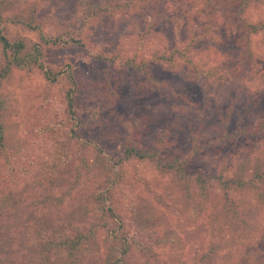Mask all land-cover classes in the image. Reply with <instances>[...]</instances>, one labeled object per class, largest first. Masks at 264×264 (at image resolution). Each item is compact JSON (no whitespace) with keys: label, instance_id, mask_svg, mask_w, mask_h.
Returning a JSON list of instances; mask_svg holds the SVG:
<instances>
[{"label":"rangeland","instance_id":"374dc122","mask_svg":"<svg viewBox=\"0 0 264 264\" xmlns=\"http://www.w3.org/2000/svg\"><path fill=\"white\" fill-rule=\"evenodd\" d=\"M124 1L130 0H0L2 34L22 42L26 52L42 48L41 60L52 72L46 77L37 67L13 68L1 83L3 126L8 150L15 151L0 155V256L6 250L27 253L26 225L45 213L49 223L68 221L84 236L93 233L97 262L93 257L91 264H105L108 240L126 244L121 264H200L210 248L227 264H264V231L236 246L226 241H234L237 224L243 240L244 226L229 219L223 227L212 222L227 203L214 175L232 177L242 168L250 178L248 162L264 159V132L219 139L211 129L226 120L223 130L231 135L264 121V33L241 30L243 22L264 24V2H251L237 18L236 7L202 10L207 0H145L133 13L112 11ZM19 17L33 19V27L18 23ZM193 34L199 35L194 46ZM44 37L71 43L47 47ZM186 47L201 71L214 70L223 79L189 83L179 71L183 60L171 52ZM156 51L173 55L178 65L152 63V77L184 87L189 104L162 91L140 92L145 79L126 61L147 62ZM5 62L0 45V66ZM109 89L117 94L112 102ZM164 128L170 131L166 143L159 140ZM128 142L161 159L185 160L186 174L209 180L205 195L192 189L187 196L177 183L170 198L165 191L172 178L147 160H125ZM232 199L237 207L255 206L251 195L234 193ZM150 213L155 217L143 232ZM255 217L253 227L262 230L264 216L254 211Z\"/></svg>","mask_w":264,"mask_h":264},{"label":"trees","instance_id":"16d2710c","mask_svg":"<svg viewBox=\"0 0 264 264\" xmlns=\"http://www.w3.org/2000/svg\"><path fill=\"white\" fill-rule=\"evenodd\" d=\"M131 1V0H130ZM128 2H121L112 8V11H118L119 9H123V12L133 13L136 12L140 7H142L145 3V0H136V4ZM221 1V2H220ZM264 2V0H207V7L202 10L207 11L208 9L215 8H223L225 11L230 10L233 7L237 8L235 16H238L243 12V9L247 8L251 2L260 3ZM219 2V3H217ZM142 3V6H137ZM215 3V7L213 6ZM214 8H213V7ZM33 19H23L22 17L17 18V22L28 27H33L32 25ZM241 30L245 32V34L262 32L264 33V24L260 23L258 25L254 24H246L242 23ZM197 34H193L190 36V43L194 46L196 45L198 40ZM43 37V36H42ZM74 41V40H73ZM79 42L78 40H76ZM71 40L66 41L63 38H51L44 37L41 40V44L43 46H64L69 45ZM81 43V42H80ZM0 45L2 48L3 56L6 60L3 66H0V87L3 80L7 79L11 73L13 68H22L27 71L33 70V67H37L42 70L43 74L46 77H51L52 72L46 68V65L41 60L42 48H35L32 51H25V46L22 42H9L6 37L0 31ZM42 46V47H43ZM175 47V46H174ZM188 47V46H187ZM185 50H173L171 52L178 54V59H182L183 66L179 69V71L183 70L184 77L189 83L194 84H203L204 82L214 79V80H222V75H216L214 70L201 71L200 67L196 65V63L192 60L188 53L189 48ZM197 48V47H196ZM195 48V49H196ZM172 50V49H171ZM248 52V47L246 49ZM245 50L241 53V55L246 54ZM249 56V55H248ZM250 57V56H249ZM173 55L166 56L165 53L155 52L149 58V61H142L139 64L135 63L134 60L128 59L126 61V66L133 68L137 73L141 74L144 77V83L142 90L140 92L144 93H153L155 91H162L165 95H169L171 98H175L176 100H180L185 104H189V95L186 92L184 87H179L174 83L167 81H159L152 77L150 73V65L152 63L161 64L165 63L170 66L172 69L175 68L178 64L173 60ZM216 75V77H213ZM213 77V78H212ZM52 82L55 81V76L50 78ZM107 99L112 102L117 97V94L114 90L109 89L107 92ZM68 104L69 107H73V99L68 95ZM3 100L0 95V155L6 156L8 151L9 154L13 153L15 150H8L10 147L9 142L7 141V136L5 135L4 126H3ZM141 120H136V124L140 125ZM205 121V120H204ZM204 126L203 122L200 123V127ZM227 126L226 120L221 121L220 125L211 126L212 130L219 134V139L221 138H231L237 136H261L264 132V121H260L257 125L256 129L252 130H242L240 129L237 133L233 132L231 135H228L224 132V127ZM160 136L164 134V138L160 137L159 140L163 139L165 141L166 137L170 134V131L165 129L159 130ZM114 133V132H113ZM109 136H112L111 133H108ZM115 135V133H114ZM166 143V141H165ZM164 145V143L162 142ZM162 145V146H163ZM123 157L125 160L129 159H138V160H147L154 164L156 170L161 174H166L172 178V185L168 186L165 193L173 199V196L176 195V184L181 183L183 185V192L187 196L190 195V191L192 189L200 190V195H205L206 183H208V179L202 178L200 176H196L192 178L189 174H186L185 163L186 161L182 158H165L161 159L160 155L157 152H151L147 150V148L136 145L132 142L124 143L123 145ZM253 164L251 165V161L248 162L250 166H248L249 170H251V176L248 179H245L244 171L242 168H238V171L233 174L232 177H227L221 174L220 172L214 175L215 181L218 183L222 191L224 192V197L226 199V208H224L221 213H219L215 219H213V225L217 227H223L222 223L224 220L229 219L238 221L244 226V229L250 230L246 232L242 227V233L245 236L243 240L238 239L237 230L232 229L233 237L227 240L226 243L234 242L236 246H246L250 241L253 240L255 235H258V231H260L259 235H262L264 231V226L262 230L260 228L253 227L254 219L253 218L254 211L257 212L258 215L262 214L264 216V159H260L258 157L254 158ZM12 192H5L7 198ZM234 193H239L240 195H251L255 199V206L251 207L247 203H243L241 207H237V202L232 199ZM101 199H104V194H100ZM202 211V210H201ZM154 214L150 213L143 220V224L141 226V230L148 231L150 230V224ZM49 214L39 215L36 220L32 219L26 225L23 245L24 249L27 250V253L16 256V253L11 252L10 250H6L5 252H1V254H5L6 257L0 256V264H91L93 257H95V253L92 249V240L93 233H90L89 236H84L71 222L62 221L52 224L48 222ZM42 217H44L42 221ZM198 216L195 215L193 220L197 221ZM39 220V221H37ZM241 226V225H240ZM222 229V228H221ZM2 232L0 231V234ZM70 233V234H67ZM13 238L14 235L10 234ZM264 238V235L260 236ZM167 240L173 242L175 241L171 236L166 238ZM110 242V249L107 254V260L105 264H121L122 258L127 253V246L124 242H118L117 240H108ZM221 248L223 250V244L220 242ZM254 244V243H253ZM252 244L248 247L250 248ZM240 250V249H239ZM246 251V249H245ZM245 251L241 250V252L245 254ZM240 252V253H241ZM218 252L215 248H210V251L206 254H203L200 257V264L203 262L207 264L209 262H215L214 264H227V260L224 258H219ZM95 263L97 262V257L94 259Z\"/></svg>","mask_w":264,"mask_h":264}]
</instances>
